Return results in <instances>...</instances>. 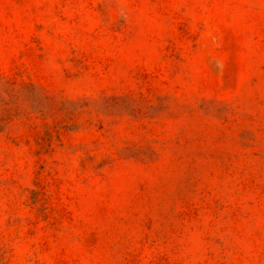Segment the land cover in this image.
I'll use <instances>...</instances> for the list:
<instances>
[{"label":"rangeland","instance_id":"1","mask_svg":"<svg viewBox=\"0 0 264 264\" xmlns=\"http://www.w3.org/2000/svg\"><path fill=\"white\" fill-rule=\"evenodd\" d=\"M0 264H264V0H0Z\"/></svg>","mask_w":264,"mask_h":264}]
</instances>
